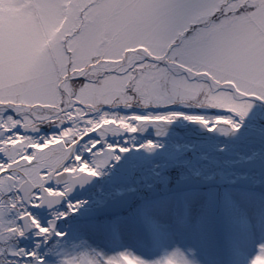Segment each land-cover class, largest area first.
Wrapping results in <instances>:
<instances>
[{"label":"snow or ice","instance_id":"6c2138e0","mask_svg":"<svg viewBox=\"0 0 264 264\" xmlns=\"http://www.w3.org/2000/svg\"><path fill=\"white\" fill-rule=\"evenodd\" d=\"M0 264H264V0H0Z\"/></svg>","mask_w":264,"mask_h":264}]
</instances>
